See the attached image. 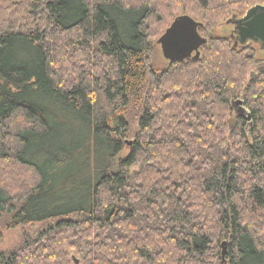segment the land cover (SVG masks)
<instances>
[{"label":"trees","instance_id":"16d2710c","mask_svg":"<svg viewBox=\"0 0 264 264\" xmlns=\"http://www.w3.org/2000/svg\"><path fill=\"white\" fill-rule=\"evenodd\" d=\"M255 7L0 0V244L33 230L0 264H264V47L227 28ZM184 15L207 44L158 68Z\"/></svg>","mask_w":264,"mask_h":264},{"label":"water","instance_id":"95a60500","mask_svg":"<svg viewBox=\"0 0 264 264\" xmlns=\"http://www.w3.org/2000/svg\"><path fill=\"white\" fill-rule=\"evenodd\" d=\"M230 23L235 26L236 45L253 42L264 47V7L252 8L244 18H233ZM201 27L190 16L176 18L158 40L164 59L169 62L198 59L201 47L207 44L199 31Z\"/></svg>","mask_w":264,"mask_h":264},{"label":"rangeland","instance_id":"374dc122","mask_svg":"<svg viewBox=\"0 0 264 264\" xmlns=\"http://www.w3.org/2000/svg\"><path fill=\"white\" fill-rule=\"evenodd\" d=\"M232 19L233 18H231V20ZM227 26H228L227 28H229V34H232L233 31L235 30V26L233 25V23H230ZM154 63L158 68L167 67V65H168L167 60H165L163 55H162L161 47H160V45H158V43H156V45H155ZM233 108L235 109V111H234L235 116H237V115H241L244 117L248 116V111L241 106V102H239V103L233 102ZM24 231H26V230L16 229V230L7 231L5 233V237H4L3 242L0 244V250H8V249L10 250V249H13L16 246H18L21 242V237H22V234L24 233ZM32 231L33 230H30L29 228H27L26 232L31 233ZM226 251H227L226 247L223 248V253Z\"/></svg>","mask_w":264,"mask_h":264}]
</instances>
